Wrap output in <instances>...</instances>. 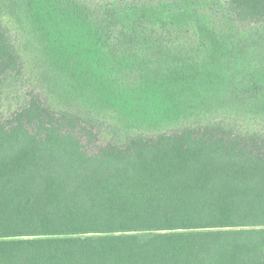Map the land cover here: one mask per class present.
<instances>
[{"label": "trees", "instance_id": "trees-1", "mask_svg": "<svg viewBox=\"0 0 264 264\" xmlns=\"http://www.w3.org/2000/svg\"><path fill=\"white\" fill-rule=\"evenodd\" d=\"M18 37L83 108L0 119V264H264V133L190 120L263 119L264 0H0V90Z\"/></svg>", "mask_w": 264, "mask_h": 264}, {"label": "rangeland", "instance_id": "rangeland-1", "mask_svg": "<svg viewBox=\"0 0 264 264\" xmlns=\"http://www.w3.org/2000/svg\"><path fill=\"white\" fill-rule=\"evenodd\" d=\"M15 45L21 56L25 55V62L23 61V70L21 74L12 79H8L5 87L0 90V119L8 118L13 112L23 106L30 99L31 95L39 96L44 102L57 108H83L81 106H74L67 98L66 94H68L70 88L64 85L61 87V84L58 86V76L55 74V70L47 61V64L44 62L42 53L34 44L28 40L18 37L15 39ZM17 45L21 46V50ZM51 49L59 51L65 61L71 53V51L67 50L66 47H59L54 44ZM80 65V63L73 65L72 76L75 74L79 75L81 72L86 74V71H81ZM82 69H84V67ZM179 80L180 77L175 78V81ZM186 80L187 81H184L185 87L188 83V79ZM168 83L172 82L168 81L167 84ZM62 88L66 89V91H63ZM72 89L70 90L72 94L77 95L79 93L78 87ZM76 101H80V97L77 98ZM116 109L120 111L119 108ZM258 109L254 111H259L260 109ZM95 112H97V110L93 113ZM102 115H106V120H102L105 123H103V125L98 124V127L101 130L102 138L107 141L111 140L118 134L121 136L124 134L132 135L133 133L139 131L143 132V134L151 135L162 131H173L181 126V124L177 122L169 125L161 123V126L157 128H152L155 125L153 124L151 129L145 128L144 126H140L144 128H135L128 126L126 123L130 122L122 120L123 118H120L117 113L103 112ZM199 119L201 120L190 118L191 121H203L205 123L213 121H229L231 127L242 131L243 134L256 132L264 133V116L262 119L259 115H255L252 111L247 113H241V111H238L235 113L233 110L225 111V109H218V111L206 112Z\"/></svg>", "mask_w": 264, "mask_h": 264}]
</instances>
